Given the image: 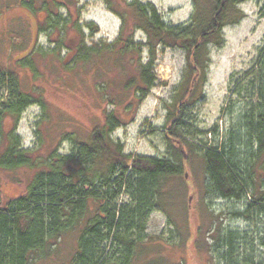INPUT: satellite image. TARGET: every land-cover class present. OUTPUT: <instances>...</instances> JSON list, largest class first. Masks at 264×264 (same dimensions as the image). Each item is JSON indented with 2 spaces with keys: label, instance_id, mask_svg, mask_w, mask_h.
<instances>
[{
  "label": "rangeland",
  "instance_id": "rangeland-1",
  "mask_svg": "<svg viewBox=\"0 0 264 264\" xmlns=\"http://www.w3.org/2000/svg\"><path fill=\"white\" fill-rule=\"evenodd\" d=\"M109 1L0 0V71L12 72L20 90L32 101L19 121L4 113L0 156L14 133L35 163L13 169L0 166V207L28 195L48 156L53 151L71 153L70 138L87 140L111 111L122 121L112 137L123 143L127 153L167 155L169 106L186 76V53L179 47L158 46L154 73L159 84L140 100L136 95L137 86L142 84L139 64L148 61V48L138 44L125 55L121 52L127 47L129 35L135 43H144L147 35L136 29V16L124 0ZM140 1L151 2L163 20L173 25L188 22L196 7L195 0ZM111 6L118 8L127 21V33L121 41L117 39L122 18ZM238 7L242 17L223 28V45L210 44L211 60L201 98L185 111L186 126L203 146L222 145L240 133L242 118L257 106L264 87V0H245ZM47 15L56 20L54 31L47 25ZM90 23L92 27L87 25ZM83 42L105 48L116 45L114 51L104 49L82 59L78 57L80 50H71L80 49ZM6 89L7 85H0L2 92ZM262 160L255 165L259 173ZM191 175L189 186L182 180L171 181L170 191L174 192L167 198L164 211L155 210L150 215L144 231L147 253L135 264H208V259L211 264H264V212L258 210L259 203L253 205L251 216L233 214L247 210L255 201V187L248 188L247 201L203 192L205 202L197 196L188 203L193 188L198 191L202 186L203 165L196 162ZM188 218L196 226L199 222L203 225L199 243L188 239ZM21 222L25 227L28 221ZM76 245V232L52 239L50 253L35 254L33 264H67L74 257Z\"/></svg>",
  "mask_w": 264,
  "mask_h": 264
},
{
  "label": "trees",
  "instance_id": "trees-1",
  "mask_svg": "<svg viewBox=\"0 0 264 264\" xmlns=\"http://www.w3.org/2000/svg\"><path fill=\"white\" fill-rule=\"evenodd\" d=\"M124 1L136 16V29L147 35L144 43L133 42L129 35L127 47L121 52L125 55L138 44L148 48V61L139 64L142 84L137 86L136 95L140 100L159 84L154 73L158 46L179 47L186 53V76L169 106L165 128L167 155L127 153L123 143L112 137L122 124L114 111L105 114L104 123L95 127L87 140L69 134L71 153L53 151L45 169L32 180L28 195L12 200L6 208L0 207V264H33L35 254L50 253V240L72 232L77 234V245L67 264H135L147 253L144 231L150 215L155 210L164 211L167 198L174 192L170 191L172 180L189 184L196 162L203 165L202 186L201 191L193 188L188 203L197 196L205 202L203 192L247 201L248 188L253 185L255 201L246 205L247 210L233 214L251 216L256 203L258 210L264 212V87L257 106L242 118L241 132L222 145L203 146L184 120L186 108L201 98L211 60L210 44L223 45V28L242 17L238 5L245 0H195L191 19L177 25L165 22L151 2ZM111 7L122 18L117 39L121 41L127 33V21L118 8ZM87 25L92 27L91 23ZM115 45L105 48L86 44L78 57L89 59L104 49L114 51ZM0 85H7L6 90H0V121L4 113L19 121L32 104L30 96L20 90L18 80L7 70L0 71ZM8 141L6 152L0 156L1 167L35 165L18 135L11 134ZM260 159L261 173L255 170ZM22 219L28 221L25 227ZM191 221L188 218L185 226L188 239L199 243L203 225L199 222L196 226ZM206 262L211 264L209 259Z\"/></svg>",
  "mask_w": 264,
  "mask_h": 264
},
{
  "label": "flooded vegetation",
  "instance_id": "flooded-vegetation-1",
  "mask_svg": "<svg viewBox=\"0 0 264 264\" xmlns=\"http://www.w3.org/2000/svg\"><path fill=\"white\" fill-rule=\"evenodd\" d=\"M40 21L44 24V23H46L47 21H48V24L47 25H49V29L50 30H53L54 29V25H56V20H54V21H52V18H50V17H48V15H47V20H46V22L45 21H43V20H41L40 19ZM43 31H45V30H43ZM54 31V30H53ZM80 41V40H79ZM56 41H54V43H55ZM85 42V41H84ZM83 42V44L81 45V43L79 44L80 45V49H77V47H75V48H73V50H71V51H77V50H81V49H83L84 48V46L86 45V43H84ZM58 47H60V46H58ZM76 49V50H75Z\"/></svg>",
  "mask_w": 264,
  "mask_h": 264
}]
</instances>
